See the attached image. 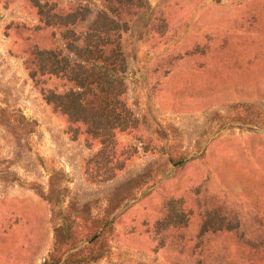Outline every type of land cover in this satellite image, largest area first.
I'll return each instance as SVG.
<instances>
[{"label":"rangeland","instance_id":"rangeland-1","mask_svg":"<svg viewBox=\"0 0 264 264\" xmlns=\"http://www.w3.org/2000/svg\"><path fill=\"white\" fill-rule=\"evenodd\" d=\"M0 264H264V0H0Z\"/></svg>","mask_w":264,"mask_h":264}]
</instances>
